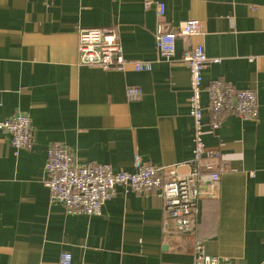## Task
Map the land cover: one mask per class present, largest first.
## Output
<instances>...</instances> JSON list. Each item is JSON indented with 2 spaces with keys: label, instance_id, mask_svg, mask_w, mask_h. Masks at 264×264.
<instances>
[{
  "label": "crops",
  "instance_id": "crops-1",
  "mask_svg": "<svg viewBox=\"0 0 264 264\" xmlns=\"http://www.w3.org/2000/svg\"><path fill=\"white\" fill-rule=\"evenodd\" d=\"M0 0V120L31 121L33 146L15 150L0 134V264H192L191 237L163 228L158 190L116 188L100 216L68 215L45 185L47 149L65 148L78 165L134 172V157L178 167L193 153L189 70L182 53L202 45V87L214 80L254 92L257 120L224 113L213 130L203 113L202 141L231 170L198 201L197 236L207 256L227 264H264V0ZM186 21L200 37L177 36L171 61L158 56L155 30L177 33ZM115 28L127 61L151 69L103 71L79 63L77 33ZM128 88L140 96L130 99ZM207 95L201 102L207 107Z\"/></svg>",
  "mask_w": 264,
  "mask_h": 264
},
{
  "label": "built area",
  "instance_id": "built-area-1",
  "mask_svg": "<svg viewBox=\"0 0 264 264\" xmlns=\"http://www.w3.org/2000/svg\"><path fill=\"white\" fill-rule=\"evenodd\" d=\"M154 5L157 20L165 14V6L156 0H145L144 7ZM203 27L197 21H186L177 33L167 31L161 23L155 30V46L159 58L171 61L175 55L177 36L200 37ZM78 54L81 65L93 66L103 71H123L129 65L134 72L151 69L150 62L127 61L122 53L118 32L115 28L82 29L77 33ZM181 61L189 70V116L193 124L192 158L185 164L188 172L177 176L178 167H153L134 157V172H114L108 165L88 163L78 165L73 156L61 145H51L46 151L44 170L45 185L50 200L61 204L68 215L98 217L103 204L116 196V188L122 187L136 194H150L158 190L163 202V228L168 227L182 236H189L192 242V264H227L217 257L207 256L203 243L197 236L198 201L208 196L203 190L205 184L216 186L220 176L231 170L220 160L217 150L207 148L202 141L203 113L208 111L210 126L217 129L224 113L235 114L242 121L257 120V102L254 92L236 90L231 84L214 80L202 87L203 70L208 59L202 45L186 49ZM202 93L207 95V107L201 102ZM130 99L140 96L138 90L128 88ZM0 134L10 137L15 150H29L33 146L31 121L23 114L0 120ZM69 254H62L57 264H71Z\"/></svg>",
  "mask_w": 264,
  "mask_h": 264
}]
</instances>
